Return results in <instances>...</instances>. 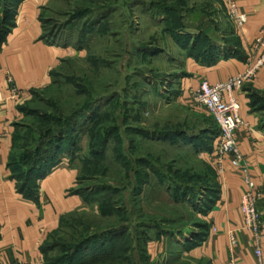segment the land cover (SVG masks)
I'll list each match as a JSON object with an SVG mask.
<instances>
[{
	"label": "rangeland",
	"instance_id": "obj_1",
	"mask_svg": "<svg viewBox=\"0 0 264 264\" xmlns=\"http://www.w3.org/2000/svg\"><path fill=\"white\" fill-rule=\"evenodd\" d=\"M220 1L47 0L43 5L44 36L69 53L54 69L52 84L22 107L12 168L21 177L27 146L67 128L73 139L66 145L77 141L78 146L71 162L63 146L57 168H80L78 188L88 200L48 239L46 247L56 249L45 253L47 260L63 264L65 251L79 240L129 219L130 264H208L183 257L185 251L173 242L192 213L172 197L179 188L212 192L216 177L206 158L218 135L210 116L175 96L174 73L184 58L175 39L187 41L190 24L202 30L210 23L206 30L230 32L232 21ZM3 11L4 6L0 21ZM147 176L153 185L139 193ZM158 182L172 190L169 198ZM0 264H7L1 255Z\"/></svg>",
	"mask_w": 264,
	"mask_h": 264
},
{
	"label": "crops",
	"instance_id": "obj_2",
	"mask_svg": "<svg viewBox=\"0 0 264 264\" xmlns=\"http://www.w3.org/2000/svg\"><path fill=\"white\" fill-rule=\"evenodd\" d=\"M46 1L24 0L14 16V28L0 47V90L7 96L4 75L9 72L22 94L17 103L8 101L5 111L0 114V255L7 264H44L42 246L60 229L63 218L84 210L87 205L83 196L74 192L80 177L78 166L59 167L41 180L38 201H30L19 194L8 168L22 107L35 91L52 84V72L69 53L44 39L40 10ZM220 2L228 16L225 4ZM236 2L249 17L243 28H236L233 22L230 32L222 28L216 32L206 30L210 23L202 30H197L193 24L188 26L191 38L203 33L207 40L203 45H197L203 48L193 55L190 53L193 40L187 49H179L184 58L174 73L173 83L179 92L176 95L179 101L186 100L204 80L216 85L244 73L249 62L262 52L253 45L264 28V0ZM234 98L240 105V116L244 121L238 131V144L249 178L255 185L254 192L263 197L264 221V69L255 80L236 90ZM206 159L211 165L210 159ZM224 167V172L217 174L221 186L220 201L205 214L191 209L192 218L186 226L188 236L197 235L204 229V242L185 252L183 257L205 260L208 264H231L229 234L238 230L235 264H257L254 237L249 231L241 230V202L250 188L246 177L240 171L235 172L228 161ZM261 248L264 263V231Z\"/></svg>",
	"mask_w": 264,
	"mask_h": 264
},
{
	"label": "trees",
	"instance_id": "obj_3",
	"mask_svg": "<svg viewBox=\"0 0 264 264\" xmlns=\"http://www.w3.org/2000/svg\"><path fill=\"white\" fill-rule=\"evenodd\" d=\"M23 1L24 0H17L16 2H14V0H5L6 5L3 3V1H0V9L1 7L4 6L3 18L0 21V47L2 43L5 41L8 33L11 31L12 28H14L13 27L14 16L17 12L18 7ZM13 5L16 6L15 8L16 11L13 10ZM178 36L183 37L180 34ZM174 37L176 38V36ZM44 39H46L45 36ZM175 40L178 42V44H180L179 46L183 50L187 49L190 42L193 40L191 42L192 50H190V53H192L193 55L195 51L198 52L202 50L203 48L202 46L198 47L199 43L200 45H203L204 42L207 40V38L203 33H201L200 35L198 34L196 38H191V36H189V39H187V41L186 40L183 41L180 38H176ZM52 78H53V72H52ZM178 93L179 92H177L176 90V95H178ZM211 119L213 120V118ZM215 127L217 128L218 131L217 134L219 135V130L216 124ZM72 131L73 134L76 132L75 129ZM68 133H69L68 129L65 128L64 130H59L57 132H48L47 134L45 133V135L43 136L41 135L39 139L33 138L35 140L34 143L33 144L29 143L30 145L27 146L26 152L24 155H22L21 158V161L27 166L26 173L22 174L21 177L16 176V173L12 168L13 160H12V152H11L8 168L11 172L12 179L16 182L17 191L19 192V194H22V196L25 199H28L30 201H38L39 182L45 179V177H47L52 171L57 169V165L59 164L58 158L61 155L60 153L63 149V146H64V157L68 158L70 162L75 158L74 153L76 151V146H78L77 141H72L70 145H66V143H68L70 140L73 139L72 137L69 136ZM178 135L181 136L180 134ZM160 136L165 138H167V136L173 138L177 137L176 133L175 134L171 133L168 135L162 133ZM165 138L164 139L162 138L161 140L167 141ZM211 151L212 150H210V152ZM211 168L216 177L215 186L212 189L211 193L206 189L192 192L190 190L186 191L179 188L178 191L180 193L174 194V196L172 197L173 201L179 205L188 204L191 207V209L201 214H205L207 211L212 209L215 206V204H217L218 201H220L219 199L221 196V186L217 180V172L215 171V169H213V167ZM22 178H25L23 183L21 181ZM152 183H153L152 178H150L149 176H147L145 182L144 181L139 182V187H138L139 193L142 192L144 186L150 185ZM159 184L167 194L172 195L171 193L172 190L170 188L164 187L161 184V182ZM74 192L78 195L83 196L84 201L87 204L88 200L86 198L87 196H85V190H80L79 188H77ZM117 210L121 211V209H117ZM64 220L65 219L63 218L62 222ZM124 222L117 225L116 227L110 228V230L108 229V231H103L93 236H89L88 238L85 237L84 239L79 240L75 246H71L65 251L66 256L64 258L63 264H130L132 263V261L134 260L132 254L134 241L133 238L131 237L132 234L130 232L131 230L130 224L132 223V221L128 219V221H124ZM139 226L141 227V229L142 227L148 228L146 224H142V223ZM200 229L203 228L200 227ZM204 234L205 231L203 229L201 230V232L198 231L197 235L192 233V235L188 236V232L185 228V230H180L179 233L175 234V238L173 239L174 240L173 242H175L178 247L182 248L183 251L189 252L194 248L199 247L204 242ZM178 239H181L182 242L180 243L177 242ZM47 241L42 246V253L44 255V264H58L57 262H61V261L63 262V259L62 260L60 259L59 261H51V260L49 261L46 259L45 253H47L49 250L56 249L55 246H52L51 248L48 249V247H46Z\"/></svg>",
	"mask_w": 264,
	"mask_h": 264
},
{
	"label": "built area",
	"instance_id": "obj_4",
	"mask_svg": "<svg viewBox=\"0 0 264 264\" xmlns=\"http://www.w3.org/2000/svg\"><path fill=\"white\" fill-rule=\"evenodd\" d=\"M228 12L229 19L235 24L236 28H243L248 22V16L242 12L236 0H222ZM253 47L262 49V52L253 58L247 70L233 77L232 79L212 85L207 80L201 82L200 87L191 92L185 102L190 107L197 109L211 118L219 130L214 151L207 157L218 175L224 172L226 161L230 163L232 169L240 171L246 177V183L250 191L243 197L241 202L242 225L241 230L249 231L255 240V254L257 264L263 263V252L261 248V238L264 231L263 211L261 203L263 197L255 193V185L249 178L248 168L244 165V158L238 144V131L244 125L240 116V105L234 98V92L242 89L249 82L255 80L259 73L264 69V28L260 36L255 40ZM5 83L7 85V96L0 90V114L5 111L8 101L17 103L21 98V92L16 88L14 77L9 72H5ZM228 97L229 101L226 100ZM238 230L229 234L231 248V264H235L236 249L238 248ZM13 264V263H9ZM28 264V263H14Z\"/></svg>",
	"mask_w": 264,
	"mask_h": 264
}]
</instances>
